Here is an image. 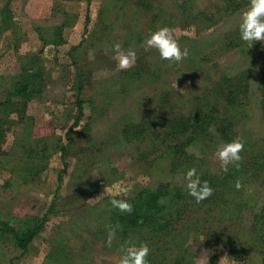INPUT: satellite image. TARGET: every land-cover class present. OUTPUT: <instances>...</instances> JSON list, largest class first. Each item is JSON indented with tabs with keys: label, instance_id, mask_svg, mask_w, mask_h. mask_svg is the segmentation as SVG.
<instances>
[{
	"label": "rangeland",
	"instance_id": "obj_1",
	"mask_svg": "<svg viewBox=\"0 0 264 264\" xmlns=\"http://www.w3.org/2000/svg\"><path fill=\"white\" fill-rule=\"evenodd\" d=\"M182 1L0 0V217L23 227L27 217L47 214L28 248L0 238V264H117L120 244L145 235H117L109 247L108 195L101 194L117 181L133 191L184 179L188 167L175 172L151 131L169 130L174 114L202 101L230 118L233 133L194 148L198 172L226 173L214 153L236 137L245 141L237 164L260 167L238 175L241 187L233 185L229 202L189 204L171 236L175 250L162 246L167 241L159 250L152 247L151 264L261 263L264 241L249 230L251 211L243 212L244 220L232 209L242 197L253 211L264 206V41L249 48L230 34L236 45L225 44L249 4L227 17L219 8L223 0H196L194 8L203 14L194 16ZM5 15L11 30H1ZM164 24L189 49L179 64L143 47L150 30ZM116 43L136 49L130 68L117 67ZM224 74L235 76L233 81L250 77L240 84L246 91L232 95L230 103L228 88L223 95L216 89ZM19 81L32 92L24 118L7 104ZM133 121L149 122L144 135L122 133ZM35 164L44 169L23 179Z\"/></svg>",
	"mask_w": 264,
	"mask_h": 264
},
{
	"label": "trees",
	"instance_id": "obj_2",
	"mask_svg": "<svg viewBox=\"0 0 264 264\" xmlns=\"http://www.w3.org/2000/svg\"><path fill=\"white\" fill-rule=\"evenodd\" d=\"M247 4H249V1L248 3H245L241 0H223V3L219 8L220 12L228 17L241 11ZM180 6L186 7L187 10L190 9L191 13H196L193 14L194 16L203 14V10L199 11V8H194L197 6L196 0H183ZM8 18L9 17L6 15L1 18V30L3 31L12 29V24L9 22ZM230 34H235L234 36L240 39L238 26L233 28V30H230L225 37V44L227 46L236 45L237 39L231 37ZM59 41L55 42L60 43ZM136 68H138L139 71H142L145 66L141 63ZM245 75L246 77L238 75L236 77L239 78L233 81L232 78H235V76L224 74L220 77L219 86L216 88L217 93L223 95L226 88H228L229 92H227V95L229 98H227V103L232 102V99L230 98L232 95L236 97V93H244L246 91V89L239 90L240 84L243 83L242 79L250 78L247 74ZM261 79L264 83V74ZM84 81L83 76H80L78 81L80 89L82 88V83ZM247 92H249V89ZM12 93L14 99L10 98V101L7 104L12 107L15 106L17 109H13L18 111L19 118H24L25 109L32 97V92L29 91L26 84L19 81L16 83L15 89ZM78 101L79 107L82 108L83 101L81 99ZM218 110V107H209L207 102H198L193 109L186 113L174 114L169 130L153 129L151 131H154L155 137L161 140L165 148V153L170 155L172 166H175V172L177 169H182L185 166L188 168L196 166L193 160L194 148H197L198 146L201 148L210 146L211 143L215 142L217 136L219 138L222 137L229 139V136L233 133V124H231L230 118H227L228 122L226 121L224 112H218V114ZM217 118L220 120H217ZM143 124L145 126L141 125L140 122H129L124 126L122 133L127 137L130 135H136L138 137L142 136L150 126L149 122H144ZM253 166L260 167L259 163L253 162L252 165L232 167L223 175L216 173L215 175L210 176V170L203 172L201 178L208 179L215 190L209 197L199 202L188 194L185 188V179L172 180V182H161L154 186L143 187L145 189H135L126 197H121L131 201L133 204V210L131 212H121L119 209L113 208L110 204V197L105 196V203L108 207L106 226L119 224L120 229L117 231V235L123 237H128L129 234L133 233H144L145 236H143V241H147L152 249L149 253L151 256H154L152 253H155L153 248L159 250L161 248L159 247V244L166 241L168 243L162 246H167L168 248L175 250V245L172 244L173 240L171 236L177 228V220L184 215L189 204L194 203L201 207L202 205L217 203L222 200L229 202V194L231 193L230 191L233 190L236 178L242 173V177H246L247 173L251 171ZM43 169L44 166L39 167L38 164H35L34 166L32 165L27 168V172L22 171L23 173H19H22L21 176L23 179L28 180L31 176L34 177L37 173L39 174ZM246 200L245 197H242L239 202H236L233 206L232 211L236 213V217L244 219L246 216L243 212L248 211L249 209L252 214V217L249 218V230L251 233L260 234L264 241V206L253 211L251 210L252 206L247 204ZM54 206H56L55 202H53L52 208H54ZM46 218L47 214L43 217H27L24 226L17 227L12 225L6 217H0V238H6L14 245L26 249L44 229ZM178 232L180 234L183 233L179 229ZM177 234L178 233H176V235ZM155 243L158 246L154 247ZM260 264H264V249Z\"/></svg>",
	"mask_w": 264,
	"mask_h": 264
},
{
	"label": "clouds",
	"instance_id": "obj_3",
	"mask_svg": "<svg viewBox=\"0 0 264 264\" xmlns=\"http://www.w3.org/2000/svg\"><path fill=\"white\" fill-rule=\"evenodd\" d=\"M238 31L240 40L247 42L249 48L256 41H264V0H249V6L241 13ZM143 47L145 50L154 49L162 60L177 64L189 55V49L182 46L175 28L167 24L150 30L149 34L144 37ZM113 49L115 50L114 58L118 68L127 69L136 62L137 51L134 47L122 49L121 45L116 43L113 45ZM244 145L245 141L236 137L216 149L214 154L219 158L221 167L225 172L228 171L229 164L239 166L237 162L241 160V150ZM113 166H116L115 163ZM184 179L188 194L194 197L197 202L206 199L215 190L208 179L201 178V173L198 172L196 166L189 167L185 171ZM131 187V185L117 181L105 187L101 195L110 197V204L113 208L119 209L121 212H131L133 210L131 201L121 198L128 195ZM235 187H241L238 180ZM119 229V224L107 226V244L109 247L117 238ZM150 251L147 241L137 242L135 238H128L120 244V257L117 264H151Z\"/></svg>",
	"mask_w": 264,
	"mask_h": 264
}]
</instances>
